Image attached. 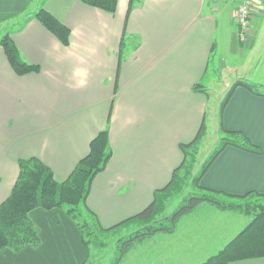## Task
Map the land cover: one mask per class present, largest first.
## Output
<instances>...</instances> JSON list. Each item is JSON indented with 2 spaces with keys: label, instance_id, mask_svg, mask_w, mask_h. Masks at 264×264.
<instances>
[{
  "label": "crops",
  "instance_id": "1",
  "mask_svg": "<svg viewBox=\"0 0 264 264\" xmlns=\"http://www.w3.org/2000/svg\"><path fill=\"white\" fill-rule=\"evenodd\" d=\"M241 3L142 0L129 11V0H119L116 12L108 13L79 0H0V24L11 23L22 59L40 67L17 75L0 45V205L13 190L21 159L39 158L62 182L88 155L91 141L108 130L113 156L93 181L87 207L104 228L147 208L185 161L181 145L193 142L207 121L217 89L214 52L228 43L239 46L240 63L220 89L226 95L237 81L264 91V0L257 1L248 44L239 41ZM41 9L69 28L68 45L39 22ZM223 126L244 132L264 151V96L236 88ZM201 185L231 195L264 194V154L227 147ZM241 216L201 203L173 233L135 243L122 262L205 263L247 226ZM30 217L41 244L20 253L3 250L0 264H83L89 258L65 211L37 209ZM231 264H264V258Z\"/></svg>",
  "mask_w": 264,
  "mask_h": 264
},
{
  "label": "trees",
  "instance_id": "2",
  "mask_svg": "<svg viewBox=\"0 0 264 264\" xmlns=\"http://www.w3.org/2000/svg\"><path fill=\"white\" fill-rule=\"evenodd\" d=\"M79 1L108 13H115L119 3V0ZM141 1L129 0V11L139 5ZM36 18L63 45L69 44L70 30L66 25L45 9L39 10ZM0 45L17 75L23 76L40 72L38 65L29 64L22 59L21 53L9 32L0 38ZM240 86L257 96H264V91L244 81H237L231 87L221 103L220 109V129L225 136L220 139V146L204 164L199 174L193 177L196 155L192 151L206 135L205 122L193 142L181 145L185 154V161L174 171L170 183L155 192L154 199L147 208L110 228L102 227L97 215L87 207L93 181L105 171L113 156L108 130L100 132L91 141L88 155L79 161L70 176L62 182L57 181L53 171L39 158L21 159L19 161V176L13 190L0 205V252L10 249L15 253H20L29 246L38 247L41 244L39 228L30 217L31 213L37 209L48 211L61 209L65 211L81 232L82 242L89 250L90 242L86 236L91 224L85 219L84 211L86 210L98 229L104 232L129 226L135 222L144 223L143 229L136 231L127 242L123 243L126 245L123 248L122 256L116 262V264H121L123 258L136 242L159 232L173 233L182 217L190 213L199 204L210 202L221 210H231L247 215L251 217V220L224 249L202 264H231L264 258V194L252 191L238 196L210 190L201 185V180L209 167L227 147H236L256 155L264 154L263 149L254 144L244 132L228 131L223 126L224 110L234 91ZM200 87L202 86H195V90ZM188 180L194 185V192L185 198L178 209L168 215L166 209L169 200L183 190ZM166 222L169 225H166Z\"/></svg>",
  "mask_w": 264,
  "mask_h": 264
},
{
  "label": "rangeland",
  "instance_id": "3",
  "mask_svg": "<svg viewBox=\"0 0 264 264\" xmlns=\"http://www.w3.org/2000/svg\"><path fill=\"white\" fill-rule=\"evenodd\" d=\"M262 6L263 5L261 4V7ZM228 26L231 27L234 32H236L235 25H231L230 21ZM11 30V23L0 24V38ZM262 34H264V31ZM222 48L223 49H219L218 51L214 52L215 54L212 58L213 68L211 67V74H213L215 81L214 87H217V89H214V91L211 92V103L209 104V109L207 111L206 135L192 151V153L195 152L196 155L193 177L199 174L204 164L211 158V156L220 146V139L225 136L222 134L220 129V109L226 92L224 93V91H221L220 89L223 86V81L226 79V77L231 78L232 76L230 68L237 66L240 63V51L238 50V43L237 45L228 43ZM214 66L218 67V69H214ZM215 70L218 71L216 74L214 73ZM209 78H212V75H210ZM209 78H207V81ZM194 189V185L192 182L190 183V180H188L185 183L183 190L175 195L171 200H169L166 213L170 215L176 209H178L184 202L185 198L194 192ZM84 213L86 214L85 219L90 222L91 227H89L87 230L88 235L86 236V239H88L90 242V256L83 264H116L118 258L122 256L123 248L126 245L123 243L127 242L136 231L143 229L145 226L144 223L135 222L129 226H123L109 232H104L98 229L95 222L86 212V210ZM241 218L245 222H247V220H251V217L247 215H243ZM235 220L237 221L238 225H241V222L239 221L240 219ZM166 225H169V223ZM237 227L238 226H236V229ZM123 259H125V257ZM121 264H139V262L138 260L129 259V261H126L125 263L122 262Z\"/></svg>",
  "mask_w": 264,
  "mask_h": 264
},
{
  "label": "built area",
  "instance_id": "4",
  "mask_svg": "<svg viewBox=\"0 0 264 264\" xmlns=\"http://www.w3.org/2000/svg\"><path fill=\"white\" fill-rule=\"evenodd\" d=\"M258 0H242L236 12V22L239 29V41L243 44H248L253 35L252 20L257 10Z\"/></svg>",
  "mask_w": 264,
  "mask_h": 264
}]
</instances>
